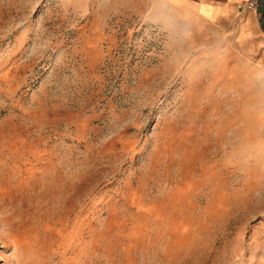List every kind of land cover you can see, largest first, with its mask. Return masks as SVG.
Instances as JSON below:
<instances>
[{"label": "rangeland", "instance_id": "374dc122", "mask_svg": "<svg viewBox=\"0 0 264 264\" xmlns=\"http://www.w3.org/2000/svg\"><path fill=\"white\" fill-rule=\"evenodd\" d=\"M164 0H0V264H264V72Z\"/></svg>", "mask_w": 264, "mask_h": 264}, {"label": "crops", "instance_id": "0c3cea01", "mask_svg": "<svg viewBox=\"0 0 264 264\" xmlns=\"http://www.w3.org/2000/svg\"><path fill=\"white\" fill-rule=\"evenodd\" d=\"M258 1L248 9L242 0H164L178 13L226 32L235 46L255 58L254 69L264 72V0Z\"/></svg>", "mask_w": 264, "mask_h": 264}, {"label": "built area", "instance_id": "2783aa9c", "mask_svg": "<svg viewBox=\"0 0 264 264\" xmlns=\"http://www.w3.org/2000/svg\"><path fill=\"white\" fill-rule=\"evenodd\" d=\"M258 0H242L241 5L248 9H254L258 5Z\"/></svg>", "mask_w": 264, "mask_h": 264}]
</instances>
